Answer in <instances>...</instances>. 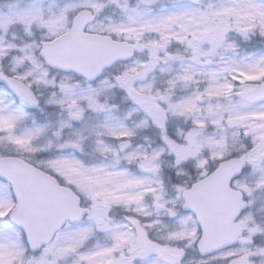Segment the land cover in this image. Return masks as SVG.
<instances>
[{
	"label": "snow or ice",
	"instance_id": "1",
	"mask_svg": "<svg viewBox=\"0 0 264 264\" xmlns=\"http://www.w3.org/2000/svg\"><path fill=\"white\" fill-rule=\"evenodd\" d=\"M0 264H264V0H0Z\"/></svg>",
	"mask_w": 264,
	"mask_h": 264
}]
</instances>
